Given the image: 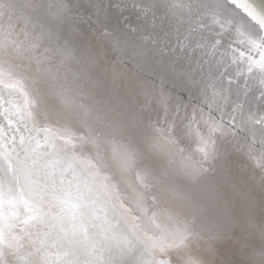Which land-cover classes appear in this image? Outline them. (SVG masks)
Masks as SVG:
<instances>
[{
	"label": "snow or ice",
	"instance_id": "snow-or-ice-1",
	"mask_svg": "<svg viewBox=\"0 0 264 264\" xmlns=\"http://www.w3.org/2000/svg\"><path fill=\"white\" fill-rule=\"evenodd\" d=\"M130 3L143 26L113 24ZM4 79L35 104L27 147L0 152V264H161L156 250L163 264H264V11L251 0H0ZM232 150L262 193L259 216L242 193V225L225 186L238 187L215 177Z\"/></svg>",
	"mask_w": 264,
	"mask_h": 264
},
{
	"label": "water",
	"instance_id": "water-1",
	"mask_svg": "<svg viewBox=\"0 0 264 264\" xmlns=\"http://www.w3.org/2000/svg\"><path fill=\"white\" fill-rule=\"evenodd\" d=\"M251 3L252 6L257 9V11H264V0H251ZM138 13L139 10L137 8L131 7L130 3L128 9L122 12H114L112 23H119L121 27H126L129 25L132 27H135L136 25L143 26V21L138 18ZM116 17H119V19L117 20ZM85 28L90 33V36L88 37L89 40H92L93 38L99 39V34L96 33L93 28H89L88 25H85ZM156 30L160 31V27H157ZM163 36L164 33H161V37ZM173 40L174 37L169 40V46H172ZM57 47L58 45L55 41L50 43L47 39H45L40 50L43 51L44 48L51 49L50 55L53 57V62L59 63L60 57L56 52ZM7 83L8 81L6 79H4L3 82H0V91H2V94H5L7 91L10 92L6 93L5 95V97L10 96V98L8 97L9 99L4 101V103L7 105L4 110H6L5 113L10 115L14 121L10 123V119H7L6 116H4V113L1 112L0 107V152L15 156V153L11 151L13 147H15L16 152H20L22 147H27V141L25 142V145L20 144V137L22 135L27 136V129L24 127V125L30 124L25 109V102L27 100L28 106L31 108L35 104V101L31 95H27V97L25 96V93L27 92L26 88L23 90L7 88L5 87ZM2 99L3 97L0 98V100ZM82 99L87 98L82 97ZM0 105L3 106L4 104L0 103ZM9 126H13L14 129ZM16 129H19V131H16ZM13 132L15 134H13ZM13 136L15 137L14 141L12 140ZM59 143L62 142L58 141V144ZM75 143L78 148L83 147V151H77L75 155L86 166L88 159L92 156V153L89 151L88 146H81L79 142ZM21 155H23V153H21ZM2 159L3 157H0V162H2ZM215 177L221 183L224 182V179H228L231 181V184L236 185L239 189L238 193H234L231 191V187L229 185L225 186L230 194V200L228 201V204L230 205L232 212L238 218V224L242 225L246 221L248 213V207L245 199L242 196V193L247 192L250 198L255 200V212L256 215L259 216L262 193L259 188L258 177L252 171V169L248 167L246 161L239 153H236L234 150H232L229 156V162L226 165L225 173H217L215 174ZM125 195L129 194L125 193ZM125 206L127 207L128 205L126 204ZM22 243L27 244V241H22ZM154 256L157 261L161 262V264H163V262L167 259L166 255L159 250L154 252Z\"/></svg>",
	"mask_w": 264,
	"mask_h": 264
},
{
	"label": "bare ground",
	"instance_id": "bare-ground-1",
	"mask_svg": "<svg viewBox=\"0 0 264 264\" xmlns=\"http://www.w3.org/2000/svg\"><path fill=\"white\" fill-rule=\"evenodd\" d=\"M6 93H10V92L7 91V92H5V94H2V91H0V98L3 97V99L0 100V103H3V104H4L3 106L0 105V107H1V112L4 113V116H6L7 119H10V123H11V122L14 121V120L10 117V115L6 114V113H5L6 110H4L5 107L7 106L6 103H4V101H5L6 99H9V98H10V96H8L9 98H8V97H5ZM17 98H18V97H17ZM9 102H12V101H9ZM4 118H5V117H4ZM9 127L13 128V126H9ZM13 129H14V128H13ZM13 134H15V133L13 132Z\"/></svg>",
	"mask_w": 264,
	"mask_h": 264
}]
</instances>
